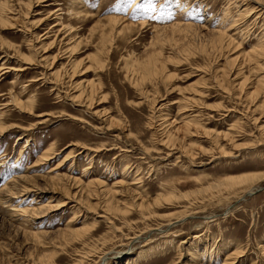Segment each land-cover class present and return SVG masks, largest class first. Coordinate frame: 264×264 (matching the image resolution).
I'll return each instance as SVG.
<instances>
[{"label":"rangeland","instance_id":"1","mask_svg":"<svg viewBox=\"0 0 264 264\" xmlns=\"http://www.w3.org/2000/svg\"><path fill=\"white\" fill-rule=\"evenodd\" d=\"M0 5V264H264V0Z\"/></svg>","mask_w":264,"mask_h":264},{"label":"bare ground","instance_id":"2","mask_svg":"<svg viewBox=\"0 0 264 264\" xmlns=\"http://www.w3.org/2000/svg\"><path fill=\"white\" fill-rule=\"evenodd\" d=\"M259 2V1H258ZM1 6V5H0ZM252 8V7H251ZM1 10L3 9V10H6V7L5 6H2L1 8H0ZM1 12V11H0ZM1 16V15H0ZM3 17V16H2ZM261 18V17H260ZM1 19V18H0ZM0 21H2V19L0 20ZM3 22V21H2ZM218 39V38H217ZM256 48V47H255ZM264 48V47H263ZM263 48H261V46H260V49L257 51V54H256V56L259 54V55H262V54H260V51H262L261 53H264L263 51L264 50H262ZM257 49V48H256ZM255 58V57H254ZM256 59H257V57H256ZM76 73V72H75ZM74 73V74H75ZM73 74V75H74ZM264 77H262V79H263ZM262 79L260 78V80L262 81ZM261 81L259 82V83H261ZM258 83V82H257ZM93 87V89H94V86H92ZM259 87V86H258ZM85 91V90H84ZM91 92H92V94H93V92H94V90H91ZM95 92H96V90H95ZM88 93H90V92H88ZM97 93V92H96ZM95 93V94H96ZM86 95H87V93H86ZM80 96H82V95H80ZM95 96V95H94ZM90 97H92V95L90 96ZM86 98H87V96H86ZM91 99V98H90ZM88 100H89V98H88ZM91 102H92V100H91ZM101 103V102H100ZM95 104V103H94ZM99 104V103H98ZM165 141V140H164ZM168 142V141H167ZM165 144H166V141H165ZM246 177V176H245ZM250 177V176H249ZM137 178V177H136ZM238 178V177H237ZM236 178V179H237ZM248 178V177H247ZM247 178H246V180H247ZM134 179V178H133ZM139 179V178H138ZM135 180V179H134ZM244 180V179H243ZM122 181V180H121ZM120 181V182H121ZM123 181H126V180H123ZM122 181V182H123ZM238 182L240 181V179L239 180H237ZM74 182V181H73ZM117 182V181H116ZM121 182V183H122ZM231 182V181H230ZM240 183V182H239ZM251 183V182H250ZM95 184V183H94ZM134 184V183H133ZM132 184V185H133ZM140 184V183H139ZM246 184V183H245ZM67 185V184H66ZM114 185H115V183H114ZM113 185V186H114ZM119 185H120V183H119ZM123 185H124V183H123ZM135 185V184H134ZM87 186H88V184H87ZM95 186H97V185H95ZM102 186V185H101ZM136 186H138V185H136ZM65 187V186H64ZM71 187V186H70ZM91 187H93V186H91V184H90V189H91ZM98 187V186H97ZM116 187H118V186H114V188L116 189ZM129 187V186H128ZM245 187V186H244ZM243 187V188H244ZM66 188V187H65ZM64 188V189H65ZM88 188H89V186H88ZM139 188V187H138ZM240 188V187H239ZM246 188H248V186L246 187ZM258 188V187H257ZM255 186H253V187H251V185H250V188H249V190H248V192L247 193H249V194H253L254 193V191H256V189H257ZM71 189V188H70ZM89 189V190H90ZM92 189H94V188H92ZM118 189V188H117ZM131 189V188H130ZM84 190V189H83ZM113 191V193H114V189H112ZM125 190V189H124ZM135 190H137V189H135ZM71 191V190H70ZM86 191V190H85ZM98 191V190H97ZM128 191H129V189H128ZM127 191V192H128ZM134 191V190H133ZM133 191H131V192H133ZM78 192V191H77ZM82 192V191H81ZM108 192V191H107ZM111 192V191H110ZM109 192V193H110ZM91 192H89V194H90ZM95 193V192H94ZM97 193V192H96ZM105 192H103V194H104ZM115 193H117L116 192V190H115ZM114 193V194H115ZM134 193V192H133ZM69 194H71V193H69ZM79 194H80V192H79ZM84 194V193H83ZM82 194V195H83ZM87 194H88V192H87ZM102 194V193H101ZM111 194V193H110ZM99 195V194H98ZM109 195V194H108ZM134 195V194H133ZM142 195V194H141ZM78 196V195H77ZM77 196H75V197H77ZM84 196V195H83ZM90 196H91V194H90ZM94 196H96V195H94ZM107 196V195H106ZM119 196H120V194H119ZM126 196V195H125ZM137 196V195H136ZM139 196H140V194H139ZM91 197H93V196H91ZM97 197V196H96ZM112 197V196H111ZM94 198V197H93ZM119 198V197H118ZM118 198H116V199H118ZM137 198V197H136ZM143 198H145V197H143ZM141 199V198H139V199H141V201L142 202H140V203H138V206H136L135 208H137V207H139L140 209L141 208H145L146 210L148 209L147 207H148V205H149V202H148V205L146 204V201L148 200V199H146V200H144V199ZM111 199V198H110ZM133 199H135V198H133ZM70 200V199H69ZM112 200H110V202H111ZM114 201V200H113ZM150 201V200H149ZM108 202V201H107ZM122 202V201H121ZM137 202V201H136ZM152 202V201H151ZM78 203V202H77ZM119 203V202H118ZM134 203H135V201H134ZM156 203H157V200H156ZM108 204L110 205V203L108 202ZM115 204H117V202L115 203ZM112 206L114 205V204H111ZM136 205H137V203H136ZM60 206H62V205H60ZM64 206V205H63ZM116 206V205H115ZM120 206V205H119ZM122 206V205H121ZM125 206V205H124ZM58 207V206H57ZM123 207V206H122ZM56 208V207H55ZM59 208V207H58ZM116 208L117 207H115V210H116ZM123 208H125V207H123ZM57 209V208H56ZM126 209V208H125ZM138 209V208H137ZM118 210H120V209H118ZM110 211H111V209H110ZM121 211H123V210H121ZM128 211V210H127ZM186 217H183V218H181V219H178V220H176L175 221V223H177V221H179L180 222V220L181 221H183V219H185ZM171 224H173V222L171 223ZM159 229V228H158ZM198 237V236H197ZM200 237V236H199ZM132 239H134V237L132 238ZM131 239V240H132ZM136 239V238H135ZM220 239V238H219ZM130 240V241H131ZM133 241V240H132ZM228 243V242H227ZM224 244H226V243H224ZM228 244H230L229 246H231L232 244H231V242L230 243H228ZM227 244V245H228ZM128 247H129V245H128ZM227 247V246H226ZM133 249V248H132ZM227 249V248H226ZM264 250V247H263V249H262V251ZM122 253V252H121ZM242 252H234V253H231V254H229L227 257H226V260L224 261V263L223 264H235L237 261H238V259H240V257L242 256ZM195 255V254H194ZM118 256H120V255H118ZM105 257H106V255H104L103 256V259H105Z\"/></svg>","mask_w":264,"mask_h":264},{"label":"water","instance_id":"3","mask_svg":"<svg viewBox=\"0 0 264 264\" xmlns=\"http://www.w3.org/2000/svg\"><path fill=\"white\" fill-rule=\"evenodd\" d=\"M248 195H250V194H248Z\"/></svg>","mask_w":264,"mask_h":264}]
</instances>
